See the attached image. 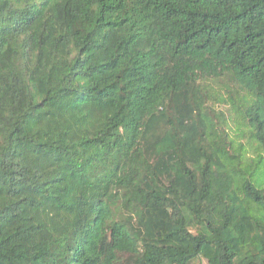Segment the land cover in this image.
<instances>
[{"label":"trees","instance_id":"trees-1","mask_svg":"<svg viewBox=\"0 0 264 264\" xmlns=\"http://www.w3.org/2000/svg\"><path fill=\"white\" fill-rule=\"evenodd\" d=\"M264 264V0H0V264Z\"/></svg>","mask_w":264,"mask_h":264},{"label":"rangeland","instance_id":"rangeland-1","mask_svg":"<svg viewBox=\"0 0 264 264\" xmlns=\"http://www.w3.org/2000/svg\"><path fill=\"white\" fill-rule=\"evenodd\" d=\"M194 264H198V263L196 262V263H194Z\"/></svg>","mask_w":264,"mask_h":264}]
</instances>
